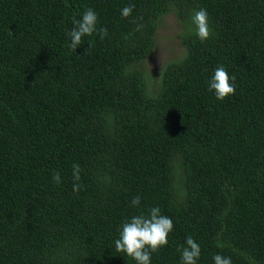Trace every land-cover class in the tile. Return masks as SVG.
Instances as JSON below:
<instances>
[{
  "label": "trees",
  "instance_id": "1",
  "mask_svg": "<svg viewBox=\"0 0 264 264\" xmlns=\"http://www.w3.org/2000/svg\"><path fill=\"white\" fill-rule=\"evenodd\" d=\"M88 8L108 35L73 52ZM169 13L184 52L154 79ZM220 65L235 77L223 101L208 87ZM151 207L174 224L151 264H181L188 236L197 264H264V0H0V264H136L114 242Z\"/></svg>",
  "mask_w": 264,
  "mask_h": 264
},
{
  "label": "clouds",
  "instance_id": "2",
  "mask_svg": "<svg viewBox=\"0 0 264 264\" xmlns=\"http://www.w3.org/2000/svg\"><path fill=\"white\" fill-rule=\"evenodd\" d=\"M135 5H129L121 10V15L125 18L129 17ZM191 30L194 31L196 37L205 42L211 37L212 30L208 24V13L204 8L194 10L191 16ZM73 27L67 33L70 37V43L67 47L73 52L76 51L78 45L82 44V38L91 36L93 33L99 32L100 38L104 39L108 35L106 27L97 30L98 16L96 12L88 8L77 19L76 16L71 18ZM144 26L138 24L136 30L139 31ZM234 76H230L223 65L214 69L208 87L214 92L216 99L223 101L225 98L235 94ZM57 183L61 177L59 172H54L52 177ZM73 179L79 181L80 166L73 164ZM81 185L73 184V190L79 191ZM140 203V197L136 196L132 199L131 204L136 206ZM174 224L171 218L162 215L159 207H151L148 214L141 213L134 215L129 220L123 222L119 232V238L115 240V249L117 252H123L131 257L136 264H151L152 253L158 252L159 249L168 244V235L172 232ZM181 253V264H197V260L201 254L200 245L191 237L186 238V247L178 249ZM214 264H232L230 257H224L216 254L213 257Z\"/></svg>",
  "mask_w": 264,
  "mask_h": 264
},
{
  "label": "rangeland",
  "instance_id": "3",
  "mask_svg": "<svg viewBox=\"0 0 264 264\" xmlns=\"http://www.w3.org/2000/svg\"><path fill=\"white\" fill-rule=\"evenodd\" d=\"M182 24L173 13L167 14L161 21L156 32L155 46L144 64L156 79L163 66L183 54L179 34Z\"/></svg>",
  "mask_w": 264,
  "mask_h": 264
}]
</instances>
